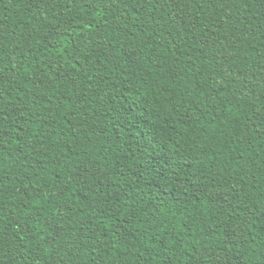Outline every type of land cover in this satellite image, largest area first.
Returning <instances> with one entry per match:
<instances>
[{
  "label": "trees",
  "instance_id": "16d2710c",
  "mask_svg": "<svg viewBox=\"0 0 264 264\" xmlns=\"http://www.w3.org/2000/svg\"><path fill=\"white\" fill-rule=\"evenodd\" d=\"M0 264H264V0H0Z\"/></svg>",
  "mask_w": 264,
  "mask_h": 264
}]
</instances>
